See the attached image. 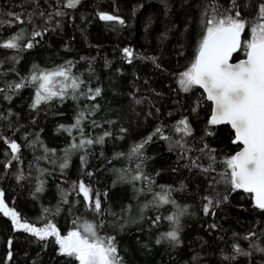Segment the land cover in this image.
I'll use <instances>...</instances> for the list:
<instances>
[{"label":"snow or ice","instance_id":"snow-or-ice-1","mask_svg":"<svg viewBox=\"0 0 264 264\" xmlns=\"http://www.w3.org/2000/svg\"><path fill=\"white\" fill-rule=\"evenodd\" d=\"M82 2L83 0H20L13 4V8H18L19 11L9 9L0 12V49L9 53L0 57V76L15 73L18 77L6 81L5 88H0L5 101H10L13 95L28 87L33 89L31 103L28 105L32 111L38 112L42 105L63 103L69 98L77 102L82 99L93 102L82 108L77 103L73 122L57 126V132L62 131L70 137V142L59 149L62 154L60 156L57 155L56 148H49L44 143L40 132H25L21 137L25 141L23 145L15 138L0 134V140L10 150L5 151L4 175L0 179H8L11 173V177L21 186L25 181L31 186L34 181V187H30L33 200H39L46 191L47 180L44 177L52 175L57 166L63 175L70 165L71 157L80 154L81 178L70 183L64 181L67 187L62 184L56 186V203L41 205V213L37 217L41 222L40 226L22 217L15 207L9 206L4 190L0 188V214L10 221L14 233L27 234L32 238L29 243L40 248L30 259V251L24 252L25 264H43V253L50 244L55 246L56 256L64 258V264H130L121 255L117 237L100 233L106 226H112L114 230L118 226L124 232L130 224L137 225L138 230L143 232L141 225L146 222V213L149 210L156 213L149 225L150 229H156L155 235L149 232L148 239L144 241L137 237V245L149 252L155 246L164 247L169 253L178 249L182 244V218L194 213L191 211L192 205L181 203L177 199V195L188 192V184L183 179L178 182V186L158 185L153 176L144 170L146 162L154 159L146 154V147L157 137L168 144L170 152L177 155L178 167L172 168L173 172H177L180 167L190 173L196 170L206 181L203 194L199 192V185L195 193L199 210L204 216L215 217L218 210L230 203L231 195L238 191L249 198L252 210L258 214L252 230L243 235L232 233L230 251L220 248L219 264H239L240 258H246L248 264H252L254 260L255 264H264V227H259L264 224V0H199V16L194 21L198 31L193 54L183 70L172 75L177 85L174 91L188 94L196 89L202 90L201 95L190 105L191 116L199 119V109L204 106V102L210 103V114L205 117L203 136L199 138L201 146L196 147L189 142L194 135L191 116L181 114L172 125H157L146 137L130 144L127 152L113 153L112 159L125 158L129 162L128 167L112 169L116 173L113 184L120 182L132 185L134 199L137 200L135 216L131 215L132 205L122 207L119 213L111 207H105L107 192L104 193L105 200L102 201L101 193L83 179L84 175H93L92 171L87 170L88 157L93 154L91 150L99 146L100 156L104 157V145L113 138L112 129L119 123V114L117 118H95L101 112L102 106L96 101L102 97L103 89L99 86L91 87L90 81L86 82L81 75H77L73 71L75 64L71 60L51 68L41 67L34 62L24 75L16 67L23 58L22 54L39 45L46 34L62 30L65 18L72 21L73 13ZM160 3L164 14L168 15L169 0H160ZM136 7L142 5L133 7V15ZM95 15L100 21L119 25L126 23L120 15L99 8ZM80 18L85 20L83 14ZM150 26L149 18L144 25L146 32ZM173 27L175 26L166 28L159 34L157 39L161 44L168 39ZM5 28L15 31H10L5 37ZM190 31L191 24L186 23L182 35L190 34ZM179 47L183 49L184 45L180 44ZM121 52L122 58L129 64L134 59H139L164 70L159 56L138 54L130 47H124ZM236 53H242L243 58L232 62ZM177 55L183 56L184 52L179 51ZM107 64L106 60L105 65ZM4 65L9 66L3 67ZM91 68L89 60V70ZM130 96L135 105L148 99L137 98L135 93H130ZM148 103L151 106L150 100ZM173 103L187 111L179 100H174ZM14 115L19 118V114L13 113L10 107L0 112V121H5L15 135L23 126L18 125V119L16 124L13 123L10 117ZM150 115L151 112L146 113V116ZM32 123H36L35 118ZM86 124L93 130L103 128L104 125L108 127L94 135L92 131H86ZM219 125L230 129L231 144L237 150L218 159L217 150L209 147L205 137L215 136L212 129ZM116 131L119 134L115 139L123 140L129 129L121 125ZM22 148H30L33 152L27 173L20 166L23 163ZM205 159L206 164L202 162ZM13 161L17 162L15 172L11 171ZM42 162L52 165L53 168L43 167ZM133 164L134 167L131 166ZM217 164L222 167L218 169ZM137 184L140 186L137 187ZM73 195L75 198H72ZM162 210H166L167 214H163ZM65 211L72 220L67 231L62 232L54 217ZM88 214H91V219ZM109 217L112 219H108ZM164 221L167 222V229L160 230V224ZM208 228L221 230L217 223L208 225ZM218 239L224 240L223 236ZM240 240L247 242L246 248L239 243ZM13 244L14 239L10 236L6 244V254L0 264H19L15 259ZM169 259H172L171 255ZM185 264H203L200 253H193Z\"/></svg>","mask_w":264,"mask_h":264},{"label":"trees","instance_id":"trees-1","mask_svg":"<svg viewBox=\"0 0 264 264\" xmlns=\"http://www.w3.org/2000/svg\"><path fill=\"white\" fill-rule=\"evenodd\" d=\"M19 2L20 0H0V12L9 9L19 11L18 8H13V4ZM169 2L170 11L168 15H165L160 0H83L79 9L73 13L72 21L65 18L62 30L58 29L56 32L46 34L39 45L22 54L23 58L16 66L19 73L24 75L28 73L31 64L34 62L41 67L51 68L71 60L75 64L73 71L77 75H81L86 82L90 81L91 87L99 86L103 89L102 97L97 98L96 101L102 106L101 112L95 118L97 120L105 117L117 118V114H119V123L112 129L113 138L104 145V157L100 156L101 148L99 146L91 150L93 154L88 157L87 170L92 171L93 175L92 177L84 175L83 179L101 193L102 201L105 200L104 193L107 192L105 207H111L117 213L122 207L132 205L131 215H137V200L134 199L132 185L120 182L113 184L116 173L112 169L129 166V162L125 158L112 159L113 153L127 152L130 144L146 137L159 124L172 125L180 118L181 114L191 116L190 105L202 93V90L199 89L188 94L174 91L177 89V85L172 75V73L183 70V66L193 54L196 32L198 31L194 21L199 16V0H169ZM139 5L142 7H136L135 15H133V7ZM97 8L120 15L126 23L119 25L114 22L100 21L95 15ZM81 14L85 17L83 21L80 18ZM149 18L151 19V26L146 32L144 25ZM186 23L191 24V31L190 34L182 35ZM173 25L175 27L169 32L168 39L161 44L157 37L162 31ZM10 31H15V29L5 28L3 35L6 37ZM180 44L184 45L183 49L179 47ZM124 47H130L138 54L159 56L164 70L155 68L151 62L139 59H134L131 64L127 63L122 58L121 49ZM179 51H183L184 55L178 56ZM7 54L9 53L0 49V57ZM81 57L85 59L82 60ZM240 58H243L242 53H237L234 56V60ZM89 60H91V70H89ZM106 60L108 61L107 66L105 65ZM8 66L4 65L3 67ZM117 69L120 71L118 72ZM14 79H18L15 73L0 76V88H5L6 81ZM130 93H135L137 98L147 97L148 99L139 105H135ZM156 93H160V95H156ZM32 95L33 89L28 87L13 95L10 101H5L3 93H0V112L10 107L13 113L19 114V118L14 115L10 119L14 124L18 119V125L23 126L14 135L7 123L0 121V134L15 138L18 143L23 145L25 141L21 137L25 132H40L44 143L49 148H56L58 150L57 155L60 156L62 154L59 149L64 148L70 142V137L62 131L57 132V126L73 122L77 103L82 108L84 105L93 102L86 99L77 102L69 98L63 103L55 102L50 105H42L37 112L28 107ZM149 100L152 102L151 106L148 103ZM174 100H179L183 109H187V111L174 104ZM109 109L111 111H108ZM148 112H151L152 115L146 116ZM208 114H210V103L204 102V106L199 109V119L191 116L194 135L189 142L194 143L196 147L201 146L199 138L203 136L205 117ZM33 118H35L36 123H32ZM121 125L128 128L129 131L123 140H117L115 136L119 133L116 130ZM107 127L104 125L103 128L93 130L89 129L87 124L85 125L86 131H92L94 135L101 133ZM212 130L215 132V136L205 137V141L210 148L217 150L218 159L237 150L231 144L230 129L227 126H215ZM5 151L10 150L0 140V176L4 175ZM146 154L154 157V159L146 162L144 170L153 176L158 185L172 184L178 186V182L182 179L188 184V192L177 195V199L181 203L192 205L191 211L194 213L182 218L184 224L182 244L171 253L164 247L155 246L149 252L137 245V237L144 241L148 239L149 232L153 236L155 235L156 229L149 228L151 219H154L156 215L151 210L146 213V222L141 225L144 229L143 232L138 230L137 225L130 224L124 232H121L118 226L115 230L112 226H106L100 234L115 235L121 249V255L125 256L130 264H185L195 252L200 253L203 264H219V250L223 247L226 251H230L229 246L233 242L232 233L236 232L243 235L252 230V224L258 218V214L250 206L249 198L238 191L231 195L230 203L218 210L215 217L204 216L199 210L198 197L195 195L197 185L200 186L199 192L203 194L206 185L204 178L198 175L196 170L190 173L182 167L177 172H173L172 168L178 167L176 164L177 155L175 152H170L168 144L158 137L147 145ZM79 155L77 153L71 157L70 165L63 175L57 166L52 175L44 177L47 180L46 191L41 194L39 200H33L30 195V187H34V181L31 186L27 181L23 182V186H21L9 173L8 179H0V188L4 190L6 203L15 207L22 217L40 226L41 222L37 220V217L40 216L41 205L49 206L56 203V186L62 184L67 187L64 181L70 183L81 178ZM21 156L23 163L20 166L27 173L29 161L33 159V152L30 148H22ZM202 162L206 164L207 160H202ZM42 166L49 169L53 168L46 162H42ZM131 166L134 167V164ZM221 167L222 165L217 164L218 169ZM16 168L17 162L13 161L11 171L15 172ZM157 172L159 175H156ZM139 186L137 184V187ZM72 198L75 196L73 195ZM82 211L81 208L80 212ZM162 212L167 214L166 210H162ZM88 218H92L91 214H88ZM108 219L111 220L112 218L109 217ZM71 220L72 217L68 215L67 211L54 217V221L62 232L67 231L68 227L71 226ZM212 223L220 225L221 230H210L208 225ZM259 227H264V224L259 225ZM166 229L167 222L164 221L160 224V230ZM10 236L14 239L13 250L15 259L19 264H25V251H30L28 257L30 259L40 250L37 245L29 243L32 238L28 237L27 234L14 233L10 221L0 214V261L6 254V244ZM221 236L224 238L223 241L218 239ZM239 243L243 247H247L246 241L240 240ZM169 255L172 259H169ZM43 264H64V258L56 256L54 245L50 244L46 252L43 253ZM239 264H248V261L246 258H240ZM252 264H255V260Z\"/></svg>","mask_w":264,"mask_h":264},{"label":"water","instance_id":"water-1","mask_svg":"<svg viewBox=\"0 0 264 264\" xmlns=\"http://www.w3.org/2000/svg\"><path fill=\"white\" fill-rule=\"evenodd\" d=\"M237 54V53H236ZM236 54H234L233 55V60H232V62H236V61H238L239 59H237V60H234V56L236 55ZM240 59H242V58H240Z\"/></svg>","mask_w":264,"mask_h":264}]
</instances>
